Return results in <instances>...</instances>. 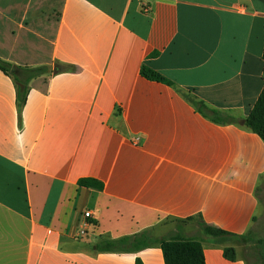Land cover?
<instances>
[{
  "label": "crops",
  "instance_id": "obj_1",
  "mask_svg": "<svg viewBox=\"0 0 264 264\" xmlns=\"http://www.w3.org/2000/svg\"><path fill=\"white\" fill-rule=\"evenodd\" d=\"M0 60L12 66L0 69V264H164L157 242L94 248L144 230L200 232L205 264H246L238 241L168 221L261 224L264 141L184 94L247 115L264 84V0H0Z\"/></svg>",
  "mask_w": 264,
  "mask_h": 264
},
{
  "label": "trees",
  "instance_id": "obj_2",
  "mask_svg": "<svg viewBox=\"0 0 264 264\" xmlns=\"http://www.w3.org/2000/svg\"><path fill=\"white\" fill-rule=\"evenodd\" d=\"M154 54L156 53H151V55ZM11 68L12 66L9 63L0 60L1 70L4 72H9ZM140 74L150 80L163 82L168 85L172 84L170 80L145 65H141ZM25 92V88H18V98L20 103L24 101ZM184 97L192 104L197 112H199L203 117L210 120L211 122L220 125L235 124L242 126L249 131L258 134L264 141V84L256 101L248 111L247 115L243 118L236 117L228 112H223L209 107L204 101L197 98L196 96L190 95L189 93L184 94ZM78 184L86 187H94L97 189L102 188V183L94 178H81L78 180ZM191 218H195L197 220L199 228L205 235L215 239L230 241H247L250 239L249 231L243 234H235L204 222L200 215H194L188 219ZM156 242L159 243L162 250L164 264H205L200 240L196 238H184L176 236L155 238L148 230H144L133 235L123 236L117 239L100 240L94 245V248L100 251L134 252ZM257 242L263 243L261 264H264V239L262 241L258 240ZM223 255L228 260H234L236 258V253L233 247H225L223 249ZM135 264L141 263L137 259Z\"/></svg>",
  "mask_w": 264,
  "mask_h": 264
},
{
  "label": "rangeland",
  "instance_id": "obj_3",
  "mask_svg": "<svg viewBox=\"0 0 264 264\" xmlns=\"http://www.w3.org/2000/svg\"><path fill=\"white\" fill-rule=\"evenodd\" d=\"M258 196L260 201V206L258 208L259 212L263 211L261 217V224L259 228L257 227L254 229L253 232L249 233L250 239L247 241H238L240 246V252L244 256L246 260V264H261V253L263 252V243H258L257 241H262L264 239V180L259 185L258 189ZM194 223L198 229L199 225L195 218L187 219V220H169L168 223L176 224V223ZM200 231V230H199ZM194 232L190 233L189 237L184 238H199V233L197 232L196 235L193 234ZM234 241V240H231Z\"/></svg>",
  "mask_w": 264,
  "mask_h": 264
},
{
  "label": "built area",
  "instance_id": "obj_4",
  "mask_svg": "<svg viewBox=\"0 0 264 264\" xmlns=\"http://www.w3.org/2000/svg\"><path fill=\"white\" fill-rule=\"evenodd\" d=\"M83 216H84V218L86 219V218H88L89 216H90V211H84V213H83ZM84 224L86 225L87 224V221L85 220L84 221ZM84 229H77L76 231H75V233H74V237H81V236H83L84 235Z\"/></svg>",
  "mask_w": 264,
  "mask_h": 264
}]
</instances>
